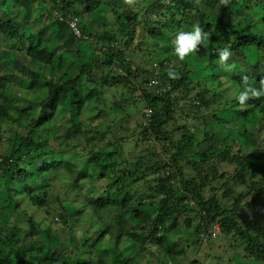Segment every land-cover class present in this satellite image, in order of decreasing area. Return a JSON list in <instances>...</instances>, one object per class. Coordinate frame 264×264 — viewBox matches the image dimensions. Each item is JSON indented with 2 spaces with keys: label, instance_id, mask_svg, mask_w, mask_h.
<instances>
[{
  "label": "trees",
  "instance_id": "trees-1",
  "mask_svg": "<svg viewBox=\"0 0 264 264\" xmlns=\"http://www.w3.org/2000/svg\"><path fill=\"white\" fill-rule=\"evenodd\" d=\"M35 2L38 8L52 5L51 25L57 33H66L63 45L66 49L83 40L76 39L66 24L69 17L79 18L75 6H82L86 15L98 12L101 7L109 8L116 29L109 27L98 38L103 51L93 57L91 64H75L77 71L70 73L64 70L71 65L69 57L64 53L56 56L51 47L40 45L39 38L44 32L30 24L28 16L16 18L15 23L0 20V41L7 40L11 45L5 62L10 66L16 54L30 59L41 71L44 69L51 75H45L41 81L40 74L31 73L26 79L31 83L39 82L36 86L29 85L28 89L45 92L40 102L25 99L22 104H15L7 93L14 83L7 73L0 74V140L6 132L12 144L8 156L0 154V183L5 180L0 190L13 192L9 195L11 203L19 197L14 208L19 209L23 202H29L50 214L48 190L65 172L71 182L65 187V197L79 207L78 213L89 207L96 216L109 217L112 224V227L104 224L98 228L92 234L93 239H84L82 247H89V261L74 264H104L102 257L108 254L107 250L98 253L96 247L104 237H109L116 247L126 239L141 252H147L150 246L169 252L173 246L168 225L181 230L192 229L200 242H211L220 236L232 248L240 247L246 257L264 264V238L236 219L239 212L246 211L264 195V102L251 98L250 94V99L240 105L236 97L227 96L231 89L235 92L249 86H264V0H229L227 5L221 0H205L206 7L219 9L212 18L193 7L189 0H141L137 4L144 5L142 12L133 14L126 11L135 3L124 6L123 0H14L11 9L23 16L24 12L29 14ZM237 4H242L246 10L258 9L259 16L253 24L242 29L230 25V19L235 16L232 7ZM40 18L37 22L49 19L45 13ZM194 19H203L209 34V39L199 46V52L193 54V58L202 61L201 71L186 62L175 67L172 55H158L159 49L170 52L169 46L164 47L159 42L190 25ZM141 25L149 43L140 39ZM79 26L84 39L93 36V27L82 26L80 19ZM25 35L28 46L21 52V44L18 47L15 44L25 43ZM140 46L152 47L147 55L149 61L138 55L136 50L141 49ZM226 46L232 53L229 60L249 62L248 58L255 56L257 71L248 66L241 70L243 73L238 71L239 74L231 77L223 73L217 60L219 49ZM98 58L103 74L96 79L91 75ZM169 70L177 71L179 78L170 79ZM197 71L200 75L192 79ZM83 76H86L85 84L81 83ZM18 84L27 88L23 80ZM99 84L110 89H98ZM108 90L112 91V99L106 97ZM109 108L123 112L115 124L126 135L95 149V142L105 138L108 127L101 130L93 124L106 120ZM146 109L151 113L146 114ZM128 110H139L141 114L131 135H128L131 119ZM227 110L233 117H241L235 126L248 152L237 145L234 138L225 139L224 135L215 133L214 125L221 122L220 116ZM73 112L80 119L86 117L90 124L82 136L87 154L78 162L73 161L74 156L69 158V149H61L62 143L66 146L69 142L57 144L51 131L54 116L65 118ZM68 122L74 124L70 118ZM20 129L26 133H20ZM246 183L249 192L237 193L236 188ZM68 189H72V196ZM89 190L99 193L91 194L93 199L86 201L85 194ZM219 193L221 199H234L230 208L218 197ZM56 199L59 208L54 210L55 219L69 227L67 208ZM129 218L131 226L127 227ZM24 219H27L30 235L39 233L33 218H26L25 214L19 222L6 220L8 226L20 228L5 239L0 230V264H56L58 261L51 257L50 251L42 252L37 244L32 243L22 250L16 247L23 238ZM214 225L219 227L216 236L212 233ZM50 229L48 226L47 231ZM59 261L66 264L62 258ZM113 264L126 262L122 259ZM186 264L221 263L189 259Z\"/></svg>",
  "mask_w": 264,
  "mask_h": 264
},
{
  "label": "rangeland",
  "instance_id": "rangeland-1",
  "mask_svg": "<svg viewBox=\"0 0 264 264\" xmlns=\"http://www.w3.org/2000/svg\"><path fill=\"white\" fill-rule=\"evenodd\" d=\"M137 1L139 2L141 0L131 1L130 4H133V2L135 4L132 5L131 9H127V13L131 12L133 14L135 12H142L141 9L142 7H144V5L137 4ZM189 1L193 7L204 11L206 17L212 18L214 14L219 11V9L206 7L205 0ZM36 3L37 2L32 3L31 6L33 7H31V11L29 12V14H26L24 12L22 13V15H24L20 16L21 12L20 14L16 15L13 12L14 10L12 11L11 9L12 5L14 4V0H0V20H9L15 23L16 18L24 17L25 15L28 16L29 23L34 24V27L36 29H41L44 32L39 38L40 45H47L48 47H51V49L55 51L56 56H59L64 53L63 55L65 57H69V63H71V65L64 70L70 73H74L75 71H77L78 67L75 66V64H91L93 61V57L95 55H99L103 51V49H101L102 45L100 44L102 42L98 38L101 37V35L105 31H107L109 27H113V29H116L115 18L112 16L113 14H111L109 8L101 7L98 12H95L91 15H86L83 14L82 6H75L73 8L78 9V13H80L79 19L81 21L82 26L85 25L88 28L93 27V36L88 40L83 39L79 42H75L74 44L69 46L68 49H66L63 47L64 41L66 39V33H57L55 27L51 25L54 19L52 5L46 4L45 7L39 6L38 8V6H36ZM123 3L124 6L127 5L126 0H123ZM232 9L235 16L230 19L229 23L231 26H235L239 29L253 24L255 21V17L259 16L258 9L250 8L246 10L243 8L242 4H237L233 6ZM21 10L24 11L23 9ZM44 13L49 19L44 20L42 22H37V20H41V14ZM33 18L36 19V21H34ZM203 21V19H194L190 25L184 26L179 31H190L194 25H199L203 28L204 32H206L204 28L205 23H203ZM178 32H176L174 35H168L167 38L159 42L164 47L169 46L170 52L165 53L159 49L158 55L160 57H168L172 55V64L175 67H179L181 63L186 62L195 65L196 68L201 71L200 69L203 68V66H201L202 61L197 60L195 57L193 58V54H190V56L186 58L184 62L177 61L173 51L171 40L175 37ZM138 33L140 34V39L142 38V40H147L148 43L150 42L147 37L146 30L142 25L140 26ZM26 37L27 35H25L24 37L25 43L15 44V47H18L21 44V52H23L28 46V42H26ZM10 47L11 45L8 44L7 40L0 41V74L7 73L12 82L14 83L11 87H9L7 93H9L12 102L15 104H22L25 99H27L28 102H30L29 100H35L37 102H40L45 96V92L37 91L35 90V88L28 89L29 85L36 86L39 84V82L36 81L35 83H31L26 79L30 77L31 73H38V75L40 74L39 76L41 77V81H43V77L48 74L44 72V69L43 71H41L42 68L38 67V65L32 62L30 59H27L25 57H18V55L16 54L14 56L12 64H10L9 66V64L6 63L4 59L8 58V55L10 54ZM140 48L141 49L136 50L138 55L140 57H144L145 61L148 58L149 61L150 59L147 55H149L148 51L152 47L140 46ZM194 59L196 60V62ZM96 60H98V62L95 63L96 65H94V72L92 73L91 77L99 79V77H101V75L103 74V71L99 64L101 59L98 58ZM248 61L249 62H238L235 59H232L227 62L229 67L226 68L221 65L219 69L223 73L227 74L228 77H231L233 74H239L238 71L243 73L241 70L247 68L248 66H253L254 70L257 71L256 66L258 64V61L256 60V57L253 56L251 58H248ZM261 70L262 69L258 67L259 73H261ZM199 71H197L198 73H196L193 77L191 76V78L197 79L200 75ZM218 73L220 72L218 71ZM204 75L207 76V73ZM91 77L89 78L91 79ZM85 78L86 76H83V81H81L82 84H85ZM21 80H23L25 87H27L26 89L23 87H18V83H20ZM138 80H141V78H138ZM249 87L255 90H259L262 86H258L257 88L255 86ZM98 89L110 88L99 84ZM232 90L234 89L228 90L227 96L232 95L236 97L238 95V92L243 91L244 89H240L235 92ZM108 93L106 94V97L110 96L112 91L108 90ZM251 98L259 99L264 102V96ZM128 111L131 116L130 122L128 123L130 127V129H128V135H131L133 133V128H135V125L141 119V114L139 113V110ZM122 114V111L109 108V111L106 114V120H99L93 124V126L100 128L101 130L108 127V134L105 135V138L102 141L99 140L95 142V149L96 147L106 146L109 143H114V141H119V139H122L126 135V133L115 124V120L119 119ZM66 116L67 117L65 118L62 116L60 118L57 115L54 116L52 118L51 131L55 136V141H57V144L58 142L61 143L63 141H67L70 143L66 144V146L62 143L61 149H69L72 155H70L69 158L73 159L75 157L73 161L78 162L83 160L87 154V149L85 147V144L83 143L82 136L83 132L90 127V124L88 123L86 117L80 119V117H78L75 112H73L71 115ZM69 118L72 119L74 124L68 122ZM220 118L221 122L217 125H214L215 133L224 135L225 139L234 138L237 145H241L242 148L246 152H248L249 150L244 144L243 139L240 138L237 128L235 126L236 121H241V117H233L230 111H228L222 114ZM252 119L254 120V122L257 121V118L254 114L252 116ZM20 133L25 134L26 132L23 129H20ZM8 135L9 134L4 132L2 135L4 140H0V154H2L3 156H8L12 148L11 142L7 139ZM261 151H263V149H261ZM69 178L70 177H68L67 173H61L57 182H55L50 188V190H48L49 206H47V211L50 212V214H46L45 210L43 209L31 206L29 202H23L19 209L14 208L19 203V197L16 196L13 203H11L9 201V195H12L11 193L13 192L9 190L7 192H4L6 189L2 188V190H0V230H2L1 237H4L5 239L7 238V235L11 234L16 230H19L20 228L13 225L8 226L6 224V220H8L9 223L15 221L19 222L18 219H21L22 215L25 214L26 218H33L35 224L39 228V233L37 232L33 235H30L29 229L27 230L26 228L28 224L27 219H24L22 232L23 238L20 240V242L16 244V247L18 249H26L30 244L34 243L37 244V248H40L42 252L46 253L50 251L51 257L58 261L56 264H61V262L59 261L61 258L66 262V264H68V262L74 264L82 263L83 261H89V247H82L84 239L92 238V234L98 228L104 226V224L108 227H112V224H110L109 222V217L104 215L96 216L94 211L89 210V207H86L83 213H78L80 211L79 207L77 208L76 206L71 204L70 201H68L65 197V187L71 184ZM4 183L5 180H2L0 183V188L4 186ZM137 189L140 190V187H137ZM71 191L72 189H68V194L72 196ZM89 191L87 192V194H85L84 199L86 201H91L93 199L91 194L97 195V193H99V191H96L97 193L93 190ZM236 191L239 194H241L242 192L246 194L247 192H249V185L247 183L240 184L236 188ZM218 197L221 199V193H219ZM55 198H58V200H60V204H64V207L67 208V224L69 223V227L67 225L62 224L61 222L59 223L55 219L57 215H55L54 210L59 208V204L56 203L57 199L55 200ZM221 200L222 202H224V205L229 206V208L234 202V199ZM236 219L237 222H239L240 224L246 225L252 233L258 235L260 238H264V195L261 197L259 202L254 203L246 211L239 212V214H237ZM127 223L128 224H126V226L130 227L131 218H129ZM48 226H50L51 228L50 231H47ZM168 227H170L168 229L170 234L168 235L170 236L171 245L173 246V248L169 252L163 251L162 249H159L158 247L154 246H150L147 252H141L138 247H136L134 244L127 241L126 239H122L120 244H118V246L116 247L114 243L110 241L109 237H104L103 239L101 238V240L96 243L97 251L98 253H100L101 251H104L103 249H105V251L107 250L108 254L106 256L102 257L101 254L102 259L105 260L104 264H113V262H115L116 260L122 259L126 262V264H186L187 260L189 259H199L205 261V263H212V260H219L221 264H262L243 255V253L240 251L241 248L237 247V245L233 244L236 249L232 248L230 244L223 240V238L220 236L218 238L212 239L211 242H208L207 240H205V242H200V240H196L195 233L192 229L181 230L180 228H174V226L171 225H168ZM34 254L42 255L38 252H35ZM207 255H209L210 257L207 258ZM97 264L99 263L97 262Z\"/></svg>",
  "mask_w": 264,
  "mask_h": 264
},
{
  "label": "clouds",
  "instance_id": "clouds-1",
  "mask_svg": "<svg viewBox=\"0 0 264 264\" xmlns=\"http://www.w3.org/2000/svg\"><path fill=\"white\" fill-rule=\"evenodd\" d=\"M126 3H131V0H126ZM221 3L227 5L229 0H221ZM209 39V34L204 32L203 28L199 25H194L190 31H179L175 37L171 40L173 46V51L178 62H184L190 54H195L199 52L201 45H203ZM232 55L229 47H224L218 51L217 63L224 67H229L227 62ZM170 79H178L179 73L175 70H169L167 73ZM245 82H246V78ZM251 97H261L264 96V86L259 90L252 89L250 87H245L243 91H239L236 99L240 105H244L246 101ZM147 110V109H146Z\"/></svg>",
  "mask_w": 264,
  "mask_h": 264
},
{
  "label": "built area",
  "instance_id": "built-area-1",
  "mask_svg": "<svg viewBox=\"0 0 264 264\" xmlns=\"http://www.w3.org/2000/svg\"><path fill=\"white\" fill-rule=\"evenodd\" d=\"M66 24L68 26V29L69 31L73 34V36L76 38V39H84L85 36L83 35L81 29H80V26H79V18L77 17H69L67 20H66ZM149 114L151 113V111L149 109L146 110V114ZM212 233H213V236H216L218 233H219V227L218 225H214L212 227Z\"/></svg>",
  "mask_w": 264,
  "mask_h": 264
}]
</instances>
